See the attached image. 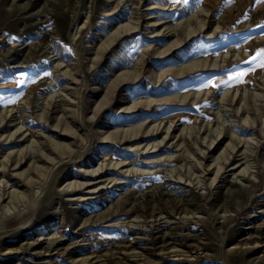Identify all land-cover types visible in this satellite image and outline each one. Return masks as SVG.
I'll use <instances>...</instances> for the list:
<instances>
[{
    "label": "rangeland",
    "instance_id": "rangeland-1",
    "mask_svg": "<svg viewBox=\"0 0 264 264\" xmlns=\"http://www.w3.org/2000/svg\"><path fill=\"white\" fill-rule=\"evenodd\" d=\"M262 49L264 0H0V264H264Z\"/></svg>",
    "mask_w": 264,
    "mask_h": 264
},
{
    "label": "bare ground",
    "instance_id": "bare-ground-1",
    "mask_svg": "<svg viewBox=\"0 0 264 264\" xmlns=\"http://www.w3.org/2000/svg\"><path fill=\"white\" fill-rule=\"evenodd\" d=\"M116 8V7H115ZM143 16V15H142ZM75 19V18H74ZM202 23V22H201ZM138 25V24H137ZM201 25V24H200ZM205 25V24H204ZM73 26V25H72ZM126 26V25H125ZM129 26V25H128ZM76 27V26H75ZM199 27V26H198ZM201 27H202V25H201ZM121 28V27H120ZM78 29V28H77ZM117 29V28H116ZM170 29V28H169ZM74 30V29H73ZM128 30V29H127ZM195 30V29H194ZM77 31V30H76ZM120 31H122V30H120ZM74 32V31H73ZM172 32V31H171ZM193 32H195V31H193ZM196 32H197V30H196ZM195 32V33H196ZM74 33H76V32H74ZM166 33V32H165ZM168 33V32H167ZM191 33V32H190ZM77 34V33H76ZM76 34H75V36H76ZM114 34V33H113ZM118 34V33H117ZM171 34V33H170ZM72 35H73V33H72ZM159 35V34H158ZM163 35V34H162ZM173 35V34H172ZM114 36V35H113ZM164 37V36H163ZM189 36L187 35V37L185 36V38H188ZM113 40H114V38H113ZM176 40V39H175ZM179 41V40H178ZM177 41V42H178ZM176 42V43H177ZM115 43V42H114ZM109 44V43H108ZM173 44V43H172ZM177 45V44H176ZM181 45V44H180ZM171 47V46H170ZM107 48V47H106ZM162 51V50H161ZM159 54V53H158ZM187 66V65H186ZM58 67V66H57ZM246 78V77H245ZM263 82V81H262ZM238 88V87H237ZM232 89V88H231ZM235 92H236V90H235ZM235 94V93H234ZM262 94V93H261ZM260 94V95H261ZM234 96V95H233ZM56 100V99H55ZM226 101V100H225ZM232 105V104H231ZM132 107V106H131ZM19 110V109H18ZM11 112V111H10ZM6 113V112H5ZM3 115V114H2ZM227 115V114H226ZM64 119V118H63ZM178 120V119H177ZM173 121V120H172ZM166 122V121H165ZM176 126V124H174L173 125V128H172V130H174V128H176L175 127ZM178 126V125H177ZM210 126V125H209ZM235 127V126H234ZM264 127V126H263ZM162 128H164V127H162ZM170 128V124L168 125V129ZM226 128V127H225ZM228 128V127H227ZM166 129V128H165ZM184 129V128H183ZM67 130V129H66ZM180 130V129H179ZM236 130V129H235ZM154 131V130H153ZM220 131V130H219ZM23 132V131H22ZM130 132H132V131H130ZM238 132V131H237ZM57 133V132H56ZM137 133V132H136ZM223 134V133H222ZM144 135V134H143ZM153 134H151V135H147V134H145V138H147V137H149V136H152ZM137 136V134H134V138L133 139H129V138H124V142H126V141H134V140H136V139H140V138H142L143 136H140L139 138H137L136 137ZM234 136V135H233ZM19 138V137H18ZM150 138V137H149ZM162 140V139H161ZM212 141V140H211ZM256 142V141H255ZM218 144V143H217ZM51 145V144H50ZM159 145V144H158ZM157 146V145H156ZM70 148V147H69ZM153 148V147H152ZM159 149V148H158ZM234 149V148H233ZM243 149V148H242ZM246 149V148H245ZM59 150V149H58ZM232 151V150H231ZM151 153H155L154 151L153 152H145V153H143V152H141L140 153V155H144V156H147V155H149V154H151ZM204 153V152H203ZM171 157V156H170ZM208 157V156H207ZM234 157V156H233ZM37 158H38V156H37ZM247 158V157H246ZM232 159H234V158H232ZM210 160V159H209ZM7 161V160H6ZM18 162L20 163V160H16L15 161V166L18 164ZM219 162V161H218ZM53 163V162H52ZM60 163V162H59ZM141 163H144V164H146L147 162L145 161V162H141ZM149 163V162H148ZM202 164V163H201ZM117 165H119V168H121V167H123V166H125V162H122V161H116V163L114 164V167L112 168V166L111 167H107L103 172L105 173V172H107V170H115V168L117 167ZM220 165V164H219ZM53 166V165H52ZM234 166V165H233ZM241 166V165H240ZM7 167V166H6ZM39 167V166H38ZM44 167V166H43ZM45 168H46V166H45ZM177 169V168H176ZM239 169V168H238ZM2 170V169H1ZM37 170V169H36ZM222 170V169H221ZM34 171V170H33ZM101 171V170H100ZM135 171V170H134ZM143 171V170H142ZM218 171L219 170H217L216 172L218 173ZM240 171V170H239ZM178 172V171H177ZM203 172V171H202ZM201 172V173H202ZM212 172V171H211ZM0 173H1V171H0ZM94 173V172H93ZM140 173V172H139ZM5 174V173H4ZM135 174V173H134ZM35 175V174H34ZM37 175V174H36ZM35 175V176H36ZM214 175V174H213ZM223 175V174H222ZM247 175V174H246ZM85 176V175H84ZM87 176H90L91 177V179H89V180H92V179H94V178H96L95 176L93 177V175H92V173L91 174H89V175H87ZM101 176H103V175H97V177H101ZM93 177V178H92ZM178 178V177H177ZM100 179V178H99ZM216 179V178H215ZM108 180V179H107ZM84 185H87V184H85V183H76V185L75 186H77V188H80V187H83ZM67 187V186H66ZM75 188V187H74ZM3 190V189H2ZM11 194V193H10ZM221 210V209H220ZM156 226V225H155ZM153 228V227H152ZM138 230V229H137ZM263 230V229H262ZM262 233H264V232H262ZM255 239V238H254ZM194 240V239H193ZM256 241V240H255ZM257 242V241H256ZM52 244V243H51ZM57 244V243H56ZM38 245H39V243L36 241V242H34V243H31V245L28 247L29 248V250H31V251H33L34 252V254L36 255V257L38 256V258H39V256H41V254L43 255L44 253L47 255V253L46 252H49V251H51V249H49V248H45V251H36L37 250V248H38ZM53 245V244H52ZM55 245V244H54ZM53 245V246H54ZM257 245V244H256ZM50 247V246H49ZM28 250V251H29ZM44 250V249H43ZM54 250H55V248H54Z\"/></svg>",
    "mask_w": 264,
    "mask_h": 264
},
{
    "label": "snow or ice",
    "instance_id": "snow-or-ice-1",
    "mask_svg": "<svg viewBox=\"0 0 264 264\" xmlns=\"http://www.w3.org/2000/svg\"><path fill=\"white\" fill-rule=\"evenodd\" d=\"M185 2H187V0H185ZM13 39H15V38H13ZM252 61H257L258 66L261 67V68H264V49L258 51L256 53V55L252 58ZM252 61H248V63H252ZM244 75H247V72H242V73H236V74L229 75L227 82H230V81H233V80L242 82V78H243ZM204 87L205 88H207V87L216 88L217 85L214 82L213 83H206L204 85Z\"/></svg>",
    "mask_w": 264,
    "mask_h": 264
}]
</instances>
